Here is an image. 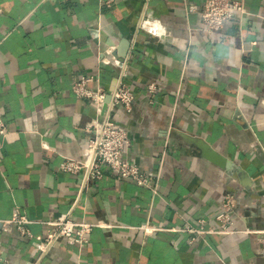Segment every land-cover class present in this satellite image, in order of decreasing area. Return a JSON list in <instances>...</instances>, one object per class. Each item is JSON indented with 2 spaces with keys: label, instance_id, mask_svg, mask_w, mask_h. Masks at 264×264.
<instances>
[{
  "label": "crops",
  "instance_id": "1",
  "mask_svg": "<svg viewBox=\"0 0 264 264\" xmlns=\"http://www.w3.org/2000/svg\"><path fill=\"white\" fill-rule=\"evenodd\" d=\"M202 2L0 0V221L31 222L30 236L0 225V264H264V0H243L247 13L211 34L189 10ZM143 12L166 36L136 30ZM115 62L134 96L114 112L124 158L158 175L156 193L106 169L74 205L80 177L59 165L82 154L99 116L71 86L91 77L111 91ZM226 195L232 224L217 233ZM63 215L101 226L83 247L40 254Z\"/></svg>",
  "mask_w": 264,
  "mask_h": 264
},
{
  "label": "built area",
  "instance_id": "2",
  "mask_svg": "<svg viewBox=\"0 0 264 264\" xmlns=\"http://www.w3.org/2000/svg\"><path fill=\"white\" fill-rule=\"evenodd\" d=\"M197 13L202 29L208 33L220 30L228 21L241 18L247 13L243 0H203L197 8H189ZM136 30L151 32L155 38L166 36L160 21L150 14L143 12L138 19ZM118 65V62H115ZM120 78H117L113 89L109 92L93 85L91 77H81L73 82L72 91L78 98H86L95 105L99 116L89 130V138L86 148L77 158H65L59 165V170L80 177V183L73 204H77L94 180L102 176L104 170H111L118 178L130 180L140 187H146L156 193L158 175L151 170H144L134 163L128 162L124 154L130 145L126 128L114 119L117 106L129 109L134 96L130 88L121 80L125 71V64H119ZM155 89L154 83L149 84L148 90ZM109 93V100H105ZM9 133L6 124L0 116V136L5 137ZM231 200L224 196L221 202L220 212L216 219L220 223L215 232H226V227L232 224L230 217ZM30 221L18 211L11 218L0 221L1 231L11 233L16 231L22 236H30ZM48 230L40 243V254H47L59 240L67 244L83 247L87 243L88 234L93 228L101 226L98 222L92 223L85 220H73L68 215H63L52 222L47 223ZM190 232L202 233L201 228H188Z\"/></svg>",
  "mask_w": 264,
  "mask_h": 264
},
{
  "label": "water",
  "instance_id": "3",
  "mask_svg": "<svg viewBox=\"0 0 264 264\" xmlns=\"http://www.w3.org/2000/svg\"><path fill=\"white\" fill-rule=\"evenodd\" d=\"M125 44V43H124ZM125 49L122 47H120V59L124 58V56L126 55L127 53V49H128V46H129V43H127V45L125 44ZM110 96H109V93L106 95V98L105 100H109ZM202 152H203V155L209 160L211 161L212 163L218 165L219 167L221 168H227L229 166V163L228 161L221 155L217 154L214 150L206 147V146H202L200 147ZM31 263H33V261H31ZM30 264V263H28Z\"/></svg>",
  "mask_w": 264,
  "mask_h": 264
}]
</instances>
